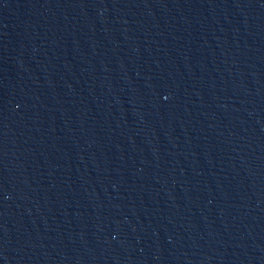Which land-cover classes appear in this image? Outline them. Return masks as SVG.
Segmentation results:
<instances>
[{"label": "water", "instance_id": "water-1", "mask_svg": "<svg viewBox=\"0 0 264 264\" xmlns=\"http://www.w3.org/2000/svg\"><path fill=\"white\" fill-rule=\"evenodd\" d=\"M0 264H264V0H0Z\"/></svg>", "mask_w": 264, "mask_h": 264}]
</instances>
